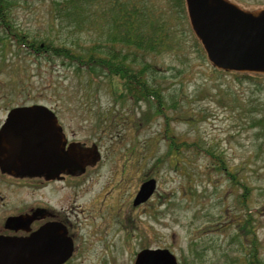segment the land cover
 Segmentation results:
<instances>
[{
    "label": "rangeland",
    "instance_id": "rangeland-1",
    "mask_svg": "<svg viewBox=\"0 0 264 264\" xmlns=\"http://www.w3.org/2000/svg\"><path fill=\"white\" fill-rule=\"evenodd\" d=\"M227 1L264 9V0ZM60 2L0 1L12 35L0 33V109L45 106L70 140L96 146L99 165L74 180L67 264H133L146 249L168 250L177 264H253L252 256L264 264V76L213 69L184 0H113L143 13L145 33L160 29L154 45L111 47L125 59L119 69L140 73L156 93L148 101L128 92L116 68L80 72L31 52L45 40L88 51L95 35L108 37L109 0L86 4L82 20L57 11ZM102 51L99 61L109 56ZM150 179L154 195L134 207Z\"/></svg>",
    "mask_w": 264,
    "mask_h": 264
},
{
    "label": "water",
    "instance_id": "water-1",
    "mask_svg": "<svg viewBox=\"0 0 264 264\" xmlns=\"http://www.w3.org/2000/svg\"><path fill=\"white\" fill-rule=\"evenodd\" d=\"M185 8L191 31L213 69L264 76V9L248 12L227 0H185ZM14 115L13 123L6 124L1 130L0 138L12 126L41 129L42 135H36L31 142L33 145L41 142L42 147H52L49 156L41 157L43 166L51 164L57 172L81 166V152L64 151L60 128L51 110L35 105L15 110ZM88 156L94 157L93 162L98 159L92 152ZM30 162L34 163V158ZM5 168L10 171L12 166ZM32 174L33 171L30 172ZM155 191L154 179L144 182L134 198L133 206L147 202ZM39 238L42 247H38ZM8 249L9 253H0V264H63L73 252L72 243L65 238L64 229L60 226L43 229L41 234L20 243V248L18 246L15 251ZM133 264H177V260L168 250L146 249L136 255Z\"/></svg>",
    "mask_w": 264,
    "mask_h": 264
},
{
    "label": "flooded vegetation",
    "instance_id": "flooded-vegetation-1",
    "mask_svg": "<svg viewBox=\"0 0 264 264\" xmlns=\"http://www.w3.org/2000/svg\"><path fill=\"white\" fill-rule=\"evenodd\" d=\"M9 107L6 110L0 109V132L6 124L13 123L16 118L15 110L28 106ZM53 113L60 128L64 151L81 152V166L62 172H57L51 164L43 166L41 157L49 156L52 147H42L41 142L33 145L31 142L36 135H42L41 129H18L12 126L5 131L0 138V253H9L8 247L15 251L18 246L20 248V243L33 235L41 234L43 229L60 226L64 229L65 238L72 243L71 257L63 263L67 264L75 253L76 227L71 222L74 208L69 206L78 192L74 180L83 178L100 161L95 163L94 157L88 156L92 149L95 159L98 158L96 146L86 147L70 140L56 112ZM57 133L56 131V135ZM31 158H34V163L30 162ZM7 165L12 166L10 171L5 168ZM31 171L34 173L32 176ZM38 247H42L41 238ZM1 260L0 257V262Z\"/></svg>",
    "mask_w": 264,
    "mask_h": 264
},
{
    "label": "trees",
    "instance_id": "trees-1",
    "mask_svg": "<svg viewBox=\"0 0 264 264\" xmlns=\"http://www.w3.org/2000/svg\"><path fill=\"white\" fill-rule=\"evenodd\" d=\"M1 1V0H0ZM62 1L60 4L62 6L57 7V11L63 10H72L73 19L74 20H82L83 13L79 11H83L86 4L93 3L94 6H99L97 3L99 0H59ZM113 0H109L108 2V12L110 15L106 18V26L108 27L107 38L103 39L95 35V40L92 49L79 48H71L67 47L64 44L55 45L52 42L45 40L43 45H31L28 46L31 49V52L37 56L41 57L45 61H55L60 60L63 65H68L71 68H74L77 71L85 70H99L103 72V69L108 71L110 74L113 73L112 68H116L115 72L119 74L125 81L127 90L132 95H139L142 98L150 101V98H156V93L149 89L145 84L140 82V73H131L128 70H121L120 67H125L124 62L125 59H120L114 57L112 54L111 47L113 45H125V48H129L131 46H136L140 48L139 45H154V40L160 35V29H156L154 24H151V34H147L144 32L145 29H149V21H145L142 16L143 13L138 9H129L126 4H122L120 2H112ZM5 5L0 4V33L2 32L7 38H9L11 33L9 32V27H6L4 24L5 15ZM101 20V19H100ZM84 24L83 22H78L77 27H80ZM102 22L100 23V27ZM154 28V30H153ZM8 30V32H7ZM162 30V29H161ZM162 32V31H161ZM97 34L98 31H95ZM19 43L24 42L23 39L18 40ZM26 42V41H25ZM76 45H79L77 42ZM81 45V44H80ZM101 45H110L108 47H103ZM22 46V45H21ZM26 46V45H23ZM108 50L109 56L107 59L103 61H99L102 59L103 54L102 49ZM124 61V62H123ZM114 75V74H113ZM234 75V74H232ZM238 76H247L242 74H237ZM172 145V144H171ZM175 152L176 150L173 149ZM235 178L236 175H231ZM244 191L243 198H246V195L249 194L250 189L245 182L240 181L237 183ZM253 264H262L260 259L256 256H252Z\"/></svg>",
    "mask_w": 264,
    "mask_h": 264
}]
</instances>
